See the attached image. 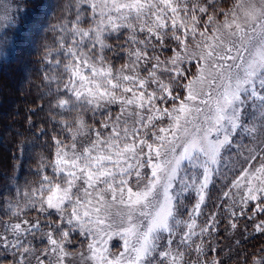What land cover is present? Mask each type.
I'll use <instances>...</instances> for the list:
<instances>
[{"label": "snow or ice", "instance_id": "obj_1", "mask_svg": "<svg viewBox=\"0 0 264 264\" xmlns=\"http://www.w3.org/2000/svg\"><path fill=\"white\" fill-rule=\"evenodd\" d=\"M57 8L42 45L53 134L16 145L0 264H264V245L244 247L264 235V0ZM13 48L0 34V67Z\"/></svg>", "mask_w": 264, "mask_h": 264}, {"label": "rangeland", "instance_id": "obj_2", "mask_svg": "<svg viewBox=\"0 0 264 264\" xmlns=\"http://www.w3.org/2000/svg\"><path fill=\"white\" fill-rule=\"evenodd\" d=\"M58 1L60 0H0V17L11 18V20L0 19V34L6 33L14 42L11 58L0 67V135L3 137L0 140V189H4L9 183L5 181L8 167L12 165L14 168L17 165V161L12 160L13 152L10 155L11 152L8 151V148L10 149L13 145L16 146L13 139L17 137L14 133L17 132L19 124L21 128L24 127L30 109L36 110L35 116L32 117L36 127L31 129L30 135L43 127L45 121V112L48 111V103L51 98L44 95L47 88L41 80L47 67L42 63V45L45 36L50 41L53 35L51 32L45 33V29L57 22L60 12L55 13L54 8ZM34 7L36 9L32 11ZM46 8L49 10L48 13L44 11ZM27 14L30 17L27 18ZM32 16L35 18V24L31 20ZM28 19L29 22L27 23ZM189 67H192V64H189ZM192 71H195V68H192ZM41 107L44 111L39 110ZM17 112H19V115L15 114ZM50 115L48 111L49 122L46 126H48V123L52 125ZM9 126L11 127L9 128ZM24 132H27V130L24 129ZM17 169L19 167L15 171ZM13 170L10 172L11 176ZM24 170L23 168L22 171ZM18 176H21V172ZM18 176L16 175V178ZM12 190L14 191V188ZM4 195L5 197L8 196L7 190L4 191ZM226 226L227 221L225 220L221 230L223 231ZM243 228L244 221L240 220L235 235L231 232L227 233L229 239H222V245L234 244L236 239H241ZM260 236L262 235H257L253 240L263 242ZM237 247L239 248V246Z\"/></svg>", "mask_w": 264, "mask_h": 264}, {"label": "trees", "instance_id": "obj_3", "mask_svg": "<svg viewBox=\"0 0 264 264\" xmlns=\"http://www.w3.org/2000/svg\"><path fill=\"white\" fill-rule=\"evenodd\" d=\"M62 2V0H60V1H58V2H56V4H55V8H54V10H55V13H57V12H59L58 11V8H57V5H58V3H61ZM34 9H36V7H34L33 9H32V11L34 10ZM31 11V12H32ZM26 17L28 18V17H30L28 14L26 15ZM34 17L32 16V19L31 20H33V22H34ZM38 19V18H37ZM29 22V19L27 20V23ZM34 24H35V22H34ZM42 80V79H41ZM36 91H37V89H36ZM32 100V99H31ZM32 102V101H31ZM47 113H48V111L47 112H45V121H44V124L42 125L43 127H46L47 128V131L49 132V135H52L53 133H52V131H51V125H50V123H48V126H46V124H47V122H49V120H48V117H47ZM29 112H28V116H29ZM2 122H4V121H2ZM19 124V123H18ZM27 124V122H25V125H24V127L23 128H21L20 126V124H19V127H18V130L17 131H19L20 133H21V135L20 136H18V137H12V138H14L13 139V143H16V145H17V143H19V142H21V141H24V140H31L32 138H33V134L32 135H30V131H28L27 129H28V125H26ZM24 129H26L27 130V132H24ZM34 132V131H33ZM11 138V139H12ZM10 139V140H11ZM44 139V140H43ZM45 137H43V136H41L40 137V141H39V144H43L44 142H45ZM13 147H14V145H13ZM13 147H11L10 149L8 148V151L9 152H11V154L10 155H12V152H13V156L14 155H16V154H18V153H16V146L13 148ZM13 148V149H12ZM41 151V149H40V147L39 146H37V148L35 149V151H34V153H33V160H28V161H26V163L24 164L25 166H23V168L25 169L24 171H22L20 168L19 169H17V171H16V175L18 176L19 174H20V172H21V176H18L17 178L19 179V181H20V183L23 185L24 184V182L25 181H34L37 177L36 176H34L31 172H29V169L31 168V169H33L34 170V167L36 166L35 165V156L36 155H38L39 154V152ZM12 156V157H13ZM9 159H10V157H9ZM12 160H14V159H12ZM29 162V163H28ZM9 163H11V162H9ZM4 166V165H3ZM8 167V166H7ZM4 168H5V166H4ZM12 169H14L13 168V166L12 165H10V167H8V172L6 173V176H5V181H7V182H9L8 180H7V177H11V174H10V172L12 171ZM260 238H262L263 239V242H261L260 240L258 241V240H253V239H250L245 245H244V247H246L247 249H248V251L249 252H255V250L257 249V248H259L261 245H264V235H262V236H260ZM230 264H235V261H232V262H230Z\"/></svg>", "mask_w": 264, "mask_h": 264}]
</instances>
